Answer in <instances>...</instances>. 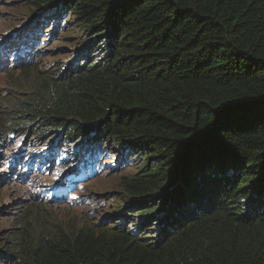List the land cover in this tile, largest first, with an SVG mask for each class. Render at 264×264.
I'll list each match as a JSON object with an SVG mask.
<instances>
[{"label":"trees","instance_id":"trees-1","mask_svg":"<svg viewBox=\"0 0 264 264\" xmlns=\"http://www.w3.org/2000/svg\"><path fill=\"white\" fill-rule=\"evenodd\" d=\"M32 3L36 27L68 12L86 41L54 74L31 42L15 59L35 90L4 109L0 160L5 134L23 140L16 160L30 144L84 163L105 147L130 172L101 221L21 208L0 264H264V0Z\"/></svg>","mask_w":264,"mask_h":264},{"label":"rangeland","instance_id":"rangeland-1","mask_svg":"<svg viewBox=\"0 0 264 264\" xmlns=\"http://www.w3.org/2000/svg\"><path fill=\"white\" fill-rule=\"evenodd\" d=\"M35 12L32 0H0V126L14 123L9 121V115L3 114L4 109L11 108L13 103L35 90L33 75L21 74L13 66L14 59L27 52L30 42L36 50L40 49L37 55L42 53L39 70L54 74L63 65L74 62L76 50L86 41L81 31L76 32L72 14L49 12L48 26L36 27ZM15 43L20 47L18 52L17 48L13 49ZM11 67L13 72H6ZM3 142L5 151H2L0 173L7 168L10 170L18 150L24 147L23 140L14 136L6 139L3 134ZM33 145H27L23 155L17 158L14 173L0 174V237L4 234L12 237L17 233L19 223L26 217L21 208L41 206L42 216L50 214L57 221L80 225L83 221H101L122 205L125 194L121 189V177L129 174L127 165L130 163L119 161L127 159L126 153L119 156L118 152L115 154L101 147L97 160L92 161L88 156L89 163H84L82 159L70 160L66 152L50 158L47 152L51 149H41V144L28 148Z\"/></svg>","mask_w":264,"mask_h":264},{"label":"clouds","instance_id":"clouds-1","mask_svg":"<svg viewBox=\"0 0 264 264\" xmlns=\"http://www.w3.org/2000/svg\"><path fill=\"white\" fill-rule=\"evenodd\" d=\"M1 52V51H0ZM16 52H18V50H16ZM6 57V55L4 54V58ZM16 60H17V58H16ZM1 61H3V58H2V60ZM14 62H15V59H14ZM13 66H14V63H13ZM12 69H13V67H11ZM10 69V68H9Z\"/></svg>","mask_w":264,"mask_h":264},{"label":"bare ground","instance_id":"bare-ground-1","mask_svg":"<svg viewBox=\"0 0 264 264\" xmlns=\"http://www.w3.org/2000/svg\"><path fill=\"white\" fill-rule=\"evenodd\" d=\"M247 179V178H246ZM246 181V180H245Z\"/></svg>","mask_w":264,"mask_h":264}]
</instances>
